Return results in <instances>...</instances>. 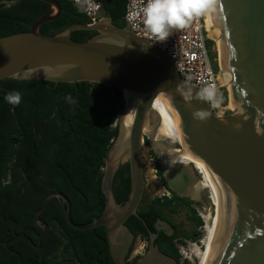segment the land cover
<instances>
[{"label":"water","instance_id":"obj_1","mask_svg":"<svg viewBox=\"0 0 264 264\" xmlns=\"http://www.w3.org/2000/svg\"><path fill=\"white\" fill-rule=\"evenodd\" d=\"M42 1L50 9L28 30L0 36V80L24 79L20 77L31 73L30 79L115 86L120 111L102 172L103 211L89 222L75 223L68 197L58 190L49 192L34 212L41 227L36 246L47 230L39 214L56 197L70 226L105 227L114 264H177L176 258L154 243L156 235L148 226L149 245L131 263L128 255L135 234L125 225L130 215L143 220L137 207L145 189L144 139L159 163L166 187L179 197L196 200L193 186L200 173L194 163L163 159L159 145L168 144L154 137L158 117L151 131L145 130L147 119L157 114L154 99L164 96L178 114L183 137L179 146L208 170L223 201L207 264H264V0H220L213 15L220 30L223 66L232 77L229 94L233 108L221 117L196 96L199 89L181 78L170 56L136 35L126 22L117 26L105 16L92 24L72 23L48 34L40 26L58 17L61 7L57 0ZM74 30H93L95 34L75 40L71 36ZM189 90L193 95L190 103L183 98ZM132 107V120L126 124V111ZM197 109H206L211 116L203 122L195 120L191 113ZM124 162L129 165L130 187L127 199L119 203L112 182ZM163 224L174 230L168 221Z\"/></svg>","mask_w":264,"mask_h":264},{"label":"trees","instance_id":"obj_2","mask_svg":"<svg viewBox=\"0 0 264 264\" xmlns=\"http://www.w3.org/2000/svg\"><path fill=\"white\" fill-rule=\"evenodd\" d=\"M57 1L59 16L44 22L40 31L54 34L72 23L88 22L85 13L70 0ZM125 3L106 0L102 16L124 26ZM49 9L50 5L42 0H0V36L28 30ZM93 34V30H74L71 36L86 40ZM212 42L207 39L208 48ZM13 91L21 94L19 105L6 100ZM68 94L75 103L66 101ZM225 94L224 89L223 100ZM119 111V89L115 86L89 81L0 80V264H114L105 227L70 226L56 197L39 214L47 230L36 246L41 227L34 212L49 192L58 190L70 201L73 222L83 224L101 214L105 206L102 172L107 150L117 133ZM150 154L154 156L151 149ZM156 170L161 177L157 160ZM112 187L117 201L123 203L130 187L128 162L117 168ZM147 199L144 193L137 207L143 220L130 215L125 221L135 236L144 238L148 236L146 226L155 231L158 217L169 218L178 211L179 204L187 206V219L195 228L169 237L164 246L156 239L159 248L180 264L176 239L196 241L203 235L200 227L204 221L192 206L196 202L174 193Z\"/></svg>","mask_w":264,"mask_h":264},{"label":"built area","instance_id":"obj_3","mask_svg":"<svg viewBox=\"0 0 264 264\" xmlns=\"http://www.w3.org/2000/svg\"><path fill=\"white\" fill-rule=\"evenodd\" d=\"M70 1L74 3V0ZM105 1L106 0H96L97 3L101 4V8L98 13H95L91 16L85 14L88 18V24H92L102 17L101 10ZM134 10V0H126L123 13L124 22L128 24V26L136 35L146 39L151 44L164 50L172 58L181 78L191 82L199 90L208 83L214 84L217 91V96L220 98V104L218 107H212L209 102H206L212 114L218 117L224 116L225 112L229 110V90L225 80L224 72L218 65L217 58L211 54V47L208 48L207 46L206 41L210 38L208 36V28L204 21V17L194 20L192 25L188 28L172 30L167 41L164 43H159L154 37L151 36V34L144 30L140 20L134 21L136 27H132L126 16L129 11ZM215 63H217V67H215ZM224 89L226 92L225 100L222 99V92ZM155 172L156 170H153L151 174H154ZM171 193L172 192L167 187H164L158 196L170 197ZM183 243L184 242H180V245L176 244L180 254V264L188 262V259H190V252L187 251V248H185ZM191 249L192 248H188L189 251H191Z\"/></svg>","mask_w":264,"mask_h":264},{"label":"clouds","instance_id":"obj_4","mask_svg":"<svg viewBox=\"0 0 264 264\" xmlns=\"http://www.w3.org/2000/svg\"><path fill=\"white\" fill-rule=\"evenodd\" d=\"M77 10L87 15L98 13L101 4L96 0H74ZM220 0H134V11H129L126 18L132 27H136L134 21L140 20L144 30L151 34L159 43L167 41L172 30L188 28L194 20L208 16L211 18L217 11ZM31 73L20 77L30 79ZM196 96L203 101H207L212 107H218L220 98L217 96L215 85L206 84L197 93ZM183 98L190 103L193 99L192 91L183 93ZM21 94L13 91L7 94L6 100L12 105H19ZM68 103H75L72 96L68 94L65 97ZM192 117L198 121H206L211 113L206 109H197L193 111Z\"/></svg>","mask_w":264,"mask_h":264},{"label":"bare ground","instance_id":"obj_5","mask_svg":"<svg viewBox=\"0 0 264 264\" xmlns=\"http://www.w3.org/2000/svg\"><path fill=\"white\" fill-rule=\"evenodd\" d=\"M204 21L208 28L207 30L212 32V35L214 36V39L217 43L216 46L218 49H216L218 50V65L224 72L227 87L230 92V82L232 77L230 72L224 69L223 62L220 56V30L214 25L213 16L211 18H209L208 16H204ZM153 108L156 111L157 116H150L147 119L145 130L148 132L151 131L153 124L156 121V117L159 118V124L157 126L154 137L159 140H164L168 144L167 146H164L163 144L159 145V148H161V156L165 160H169L170 158H172L176 161L181 162H184V157L190 158L200 173L199 179L193 186V198L198 200L203 192L207 193V195L209 196L211 203V212L207 213L203 217L204 235L200 241L203 247L194 245V247H192L191 249L192 254L198 260V264H207L220 222V214L223 206L222 198L208 170L203 166V164L196 160L191 155V153H189L187 150H182V148L179 146V143L183 145V137L180 130L177 111L170 99L164 96H157L154 99ZM228 108H233L230 94ZM132 112L133 107L127 109L125 116L126 124H130L132 120Z\"/></svg>","mask_w":264,"mask_h":264},{"label":"rangeland","instance_id":"obj_6","mask_svg":"<svg viewBox=\"0 0 264 264\" xmlns=\"http://www.w3.org/2000/svg\"><path fill=\"white\" fill-rule=\"evenodd\" d=\"M208 36L213 41L211 44V54L218 60V50H217L218 48L216 46L217 43L211 31H208ZM230 110L231 109L227 110L225 114L229 113ZM143 158H144L145 190L148 195V198L151 199L155 196H158V194L161 193V191L164 188V182L157 173L155 157L150 154V147L146 144L143 146ZM183 160L185 163L192 162L190 158L184 157ZM153 170H156V172L154 174L153 173L151 174ZM194 201L196 203L192 204V206L195 208L197 215H199L202 219L204 215L211 212V203L207 193L203 192L200 198ZM187 213H188L187 206L184 204H179L178 211L172 214V219L178 224V234H181L183 232H191L193 228H195L193 222L187 219ZM200 229L204 235V224L200 227ZM203 235L200 238H198L196 241H193L191 239H182L185 240L183 243L185 245V248H187V251L190 252V259H188L189 260L188 262L190 264H198V260L192 254V251L188 250V248L190 249L194 247V245L201 247L202 244L200 241L203 238ZM179 239H176V244L178 245H180ZM145 246H146V238L139 235L135 240V243L132 245V252L129 258L132 259L137 253V251H143Z\"/></svg>","mask_w":264,"mask_h":264},{"label":"flooded vegetation","instance_id":"obj_7","mask_svg":"<svg viewBox=\"0 0 264 264\" xmlns=\"http://www.w3.org/2000/svg\"><path fill=\"white\" fill-rule=\"evenodd\" d=\"M164 187H166L165 183H164ZM144 193H146V190L145 189H144L143 194ZM148 200H149V198L147 199V202H148ZM164 221H168L170 223V225L173 227L174 230L171 231L170 228L165 227L164 224H163ZM173 223H176V222L172 219V214L169 216V218H161V217H158L155 220L154 225L157 227V229H155V231L153 232L156 235L155 238H154V243H157L158 246H159V242H156V239L159 238V240L161 241V245L164 246V245L167 244L169 237H172L175 234L176 235L178 234V226L177 227H174ZM138 236L139 235H137V236L134 237L133 244L135 243V240L137 239ZM149 241H150V239H149V235H148L147 238H146V246H145L144 250L141 251V252L140 251H137V253L135 254V256L131 259V262L134 261L135 257H137V256H139V255H141L142 253L145 252V250L147 249V247L149 245ZM131 252H132V249H131L128 257L130 256Z\"/></svg>","mask_w":264,"mask_h":264}]
</instances>
